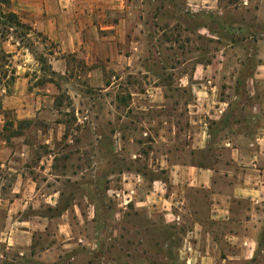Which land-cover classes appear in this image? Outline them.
Here are the masks:
<instances>
[{"label": "crops", "instance_id": "crops-1", "mask_svg": "<svg viewBox=\"0 0 264 264\" xmlns=\"http://www.w3.org/2000/svg\"><path fill=\"white\" fill-rule=\"evenodd\" d=\"M187 1L188 9L202 3ZM210 1L204 3L207 9L217 7L219 0ZM8 5L20 23L47 38L50 64L61 76L69 73L71 57L87 66V80L95 87L105 86L106 70L113 74L133 67L128 0H9ZM203 29L220 38L216 31ZM2 48L23 60L12 63L15 84L1 99L0 120L8 110L19 120L36 118L47 98L29 91L38 62L18 43L3 41ZM212 52L190 73L174 76L173 85L187 93L170 92V85L161 83L126 96L140 103L135 105L143 116L136 130L128 126L127 115L115 116L118 109L111 105L115 121L110 152L142 161V170L111 173L109 196L115 202L106 208V224L101 221L102 192L71 199L83 225L80 243L102 235L124 239L128 246L127 256H113L109 262L92 256V264H259L264 236V63L230 61L223 48ZM111 76L113 86L119 79ZM132 107L125 106V113ZM4 151L6 142L1 141L0 167L6 165ZM20 193L25 195L22 190H13L10 199L0 195V253L31 249L34 233L47 229L46 218L24 215ZM61 228L63 247L72 246L71 227ZM67 253L62 264H84L82 256ZM16 259L1 254L0 264Z\"/></svg>", "mask_w": 264, "mask_h": 264}, {"label": "rangeland", "instance_id": "rangeland-1", "mask_svg": "<svg viewBox=\"0 0 264 264\" xmlns=\"http://www.w3.org/2000/svg\"><path fill=\"white\" fill-rule=\"evenodd\" d=\"M247 1L248 5L243 0H219L217 7L207 9L204 3L211 1L201 0L200 7L188 9L187 0H128L134 25L129 36L133 43V67L113 72L119 79L113 80V86L112 71L106 70L107 81L102 88L89 84L87 66L72 57L68 59L66 76L51 77L53 68L47 69L51 65L50 47L33 28L18 24L9 11V0H0V111L2 97L11 94L15 84L12 63L23 60L6 53L3 41L6 45L18 43L35 57L38 66L31 75L29 91L47 97L36 118L19 120L13 110H8L0 120V142H6V151L2 153L6 165L0 167V195L10 199L13 190H22L25 195L20 193L17 197L26 205L24 215L48 220L47 229L34 233L31 249L0 253L20 258L5 264H62L68 251L71 256H82L84 264H92V256L101 257V262L104 258L109 262L113 256H127L125 240L115 236L101 235L80 243L79 227L83 225L79 210L71 201L99 190L105 209L101 221L106 224L110 218L106 208L109 201H114L109 196L113 187L109 181L111 173L142 170V161H128L125 153L113 156L110 152L115 121L110 117L111 105L118 109L114 115H127L128 126L136 130L135 123L143 116L135 105L140 103L126 96L147 92L161 83L170 85V92L187 93L173 85L174 76L177 72L190 73L195 63L209 60L213 48H223L230 61L264 63V0ZM203 26L219 33L220 38H211L212 34L202 30ZM41 54L46 56L47 63L37 59ZM186 62L188 65L183 66ZM51 79L54 83L49 82ZM131 103L133 107L125 113V106ZM119 182L120 179L114 186ZM54 193L57 195L51 197ZM66 207L69 209L63 212ZM62 225L71 227L72 246L62 245ZM257 256L258 263L264 264V236Z\"/></svg>", "mask_w": 264, "mask_h": 264}, {"label": "trees", "instance_id": "trees-1", "mask_svg": "<svg viewBox=\"0 0 264 264\" xmlns=\"http://www.w3.org/2000/svg\"><path fill=\"white\" fill-rule=\"evenodd\" d=\"M15 17H16V20H17V22H18L19 25H21V26H23V27H26V25H24V24H22V23L19 22L17 16H15ZM29 29H31V28H29ZM38 36H39V38H41V41H42L43 43H46L47 38H45L41 33H38ZM49 55H52V52H50ZM37 59H38L40 62H42V63H47L46 56H45L44 54H41V55L39 56V58H37ZM47 69H48V70L52 69V66H51V65H48V68H47ZM56 75H57L56 72H54V71L51 72V77H54V76H56ZM49 82H50V83H54V82H53V79H51Z\"/></svg>", "mask_w": 264, "mask_h": 264}]
</instances>
